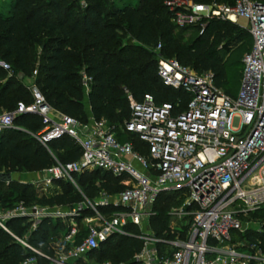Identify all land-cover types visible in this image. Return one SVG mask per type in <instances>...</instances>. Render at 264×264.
I'll list each match as a JSON object with an SVG mask.
<instances>
[{
	"label": "built area",
	"instance_id": "built-area-1",
	"mask_svg": "<svg viewBox=\"0 0 264 264\" xmlns=\"http://www.w3.org/2000/svg\"><path fill=\"white\" fill-rule=\"evenodd\" d=\"M165 4L178 26L210 17L246 21L252 43L241 58L236 96L228 97L214 86L209 71L196 72L160 54L156 74L162 85L181 96L156 103L148 93L135 100L124 89L128 116L118 126L105 118L88 116L81 122L62 114L45 103L33 83L27 86L31 103L0 112V130L12 126L15 114L30 112L41 118V128L32 136L47 150L51 139L72 138L80 147L79 156L68 162L54 159L32 184L37 195L47 196L59 191V182H69L80 199L71 206L19 201L0 210V229L29 250L20 264H86L87 253L113 235L140 239L131 257L137 264H264L256 243L232 241L234 232L251 228L248 213L264 205V0ZM0 68L10 73L1 58ZM89 81L82 73L84 93ZM116 128L135 134L145 152L133 149L130 139L120 142ZM93 169L119 177L122 188L86 196L75 176ZM162 192L175 193L178 203L167 213L184 222L168 224L170 237L131 232L155 215L153 204ZM14 218L30 221L29 231L42 219L59 220L63 227L49 239L50 251L45 252L6 226Z\"/></svg>",
	"mask_w": 264,
	"mask_h": 264
},
{
	"label": "trees",
	"instance_id": "trees-1",
	"mask_svg": "<svg viewBox=\"0 0 264 264\" xmlns=\"http://www.w3.org/2000/svg\"><path fill=\"white\" fill-rule=\"evenodd\" d=\"M167 1L171 0L9 1L7 13L0 12V58L10 66V73L0 68V112H13L19 104L31 103V93L23 84L24 77H31L45 103L54 110L86 121L85 94L93 119L105 118L118 126L128 116L124 89L135 100L148 93L156 103L173 102L181 96L180 91L160 82L156 74L157 54L174 58L196 72L209 71L214 86L234 98L233 89L241 76V58L252 43L246 28L217 17L178 26L171 21L173 14L165 4ZM157 44L160 47L155 51ZM82 73L90 78L86 93L81 85ZM40 128L39 115L21 112L13 116L11 127L0 130V172H39L54 164V159L68 162L79 156V145L67 135L49 140L47 150L32 136ZM115 131L120 142L130 139L133 149L145 152L135 134L121 132L119 128ZM75 179L88 197L102 190L112 194L122 188L119 177L100 169L82 172ZM17 188L13 180L0 181V208H10L19 201L59 205L80 199L69 182H59V191L47 196L37 195L26 184ZM174 196L175 193L162 192L154 201L152 229L158 236H172L167 211L178 203ZM247 218L257 220L260 227L249 228L241 235L234 232L232 241L235 237L245 238L264 252V205L248 213ZM5 223L18 236L27 230L26 241L45 252L50 251L49 239L63 227L59 220L48 219H42L30 231L22 218ZM140 245L137 237L113 235L87 256L95 262L137 264L131 257ZM29 254V250L0 229V264H20Z\"/></svg>",
	"mask_w": 264,
	"mask_h": 264
},
{
	"label": "rangeland",
	"instance_id": "rangeland-1",
	"mask_svg": "<svg viewBox=\"0 0 264 264\" xmlns=\"http://www.w3.org/2000/svg\"><path fill=\"white\" fill-rule=\"evenodd\" d=\"M9 1H11V0H0V12L1 13H7V11H8V2ZM236 23L238 25L242 26V27L246 26V21L244 19H242V18H238ZM28 82H30L29 78L24 79V83H28ZM238 87H239V85L238 86L236 85L234 87V89H233L234 96H236ZM83 100H84V105L87 106L85 94H84ZM2 112H6V111H2ZM10 175H11V178H12L13 182H15L18 185L17 190H19L20 186L24 185V184H26V185H28L30 187V188H28L29 190H35V188H34L32 183L36 182L39 179V177H40L39 172L31 171V170H15V171H12L10 173ZM77 186L81 190L79 185H77ZM2 189H4V186L2 187ZM77 201L68 202V203H65L64 205L71 206L74 203H76ZM4 209H6V208L5 207L0 208V210H4ZM248 220L250 221V226H251L252 229L256 230V229H258L260 227V223L257 220L252 219V218H249ZM26 222L28 223L27 227L29 229L30 221H26ZM179 222H184V221H180L179 217H177V216H171L168 219V224H170V225H173V224L177 225V224H179ZM152 225H153L152 217L150 216L149 219H148V222L147 221H143L140 226H134L133 228H131L130 231L133 232V233H136L138 235H140L141 232H143V233H147V232L151 233L152 232L153 233L154 231L152 229ZM27 232H28L27 230L23 231L21 236H26ZM243 233L238 232V234H240V235L243 234ZM236 238L237 237H235L234 240L238 241V242H243V240H245V238H240L238 240H236ZM251 242H253V241H251ZM261 252L264 254L263 251H261ZM87 260L88 261L86 262V264H100V263L105 262V261H107L108 264H125V263H113L110 260H105V261H102V262H95L93 259H90V258H88ZM78 264H85V263H81L79 261Z\"/></svg>",
	"mask_w": 264,
	"mask_h": 264
},
{
	"label": "water",
	"instance_id": "water-1",
	"mask_svg": "<svg viewBox=\"0 0 264 264\" xmlns=\"http://www.w3.org/2000/svg\"><path fill=\"white\" fill-rule=\"evenodd\" d=\"M23 75L19 74L18 78L22 79ZM10 180H12L11 175L9 173L6 172H0V181L2 182H9Z\"/></svg>",
	"mask_w": 264,
	"mask_h": 264
},
{
	"label": "crops",
	"instance_id": "crops-1",
	"mask_svg": "<svg viewBox=\"0 0 264 264\" xmlns=\"http://www.w3.org/2000/svg\"><path fill=\"white\" fill-rule=\"evenodd\" d=\"M26 78H29L30 82H28V83H24V79H26ZM32 83H33V82H32V78H31V77H24V78H23V84H24L25 86H29V85L32 84ZM85 111H86L87 117L90 116L89 109H88V104H87V106H85ZM87 261H88V260H87Z\"/></svg>",
	"mask_w": 264,
	"mask_h": 264
}]
</instances>
